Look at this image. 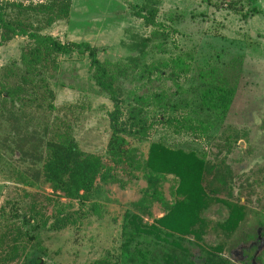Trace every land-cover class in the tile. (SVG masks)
Listing matches in <instances>:
<instances>
[{
	"label": "rangeland",
	"instance_id": "rangeland-1",
	"mask_svg": "<svg viewBox=\"0 0 264 264\" xmlns=\"http://www.w3.org/2000/svg\"><path fill=\"white\" fill-rule=\"evenodd\" d=\"M142 3L70 0L67 19L51 23L28 13L41 34L87 42L100 62L136 59L138 68L119 81L122 110L134 95L158 94L161 100L144 107L148 129L143 139H130L134 158L128 164L112 162L106 152L112 107L93 83L85 54L58 56V69L47 81L52 99H38L21 118L9 103H0V264H122L123 213L155 225L174 200L173 176L157 183L161 199L143 193L141 166L149 142L192 151L206 161V207L197 214L194 234L140 241L137 248L148 249L151 263L201 264L217 256L231 264H264V0H151L155 26L136 15ZM143 38L149 41L141 45ZM28 44L24 36L0 40V69L18 65ZM177 58L186 70L172 66ZM211 68L235 86L221 121L198 108V74ZM56 119L80 151L110 169L111 179L96 180L81 202L52 191L39 176L43 144ZM231 206L239 219L223 228L219 224Z\"/></svg>",
	"mask_w": 264,
	"mask_h": 264
},
{
	"label": "trees",
	"instance_id": "trees-1",
	"mask_svg": "<svg viewBox=\"0 0 264 264\" xmlns=\"http://www.w3.org/2000/svg\"><path fill=\"white\" fill-rule=\"evenodd\" d=\"M150 1L143 0L136 15L147 26H155L156 10ZM69 7L70 0H44L27 6L20 3H11L7 7L0 5V40L24 36L30 41V44L21 49L18 65L12 62L0 69V103H9L15 116L21 118L25 109L38 99H52L47 81L58 69L57 57L73 52L85 54L93 83L106 94L112 107L107 114L109 137L106 152L114 163H131L134 149L130 145V139H143L148 129L144 107L151 99L160 101L161 96L134 95L132 103L122 110L119 81L129 77L138 68L135 58L129 57L124 62H100L96 57V48L87 42H60L50 35L41 34L28 18V13L31 12L41 15L46 20L45 23L65 20ZM148 41L149 38L140 40L141 45ZM172 66L186 70L179 58L172 61ZM198 80L202 84L197 94L199 110L221 121L232 101L235 86L221 76L216 68L200 72ZM49 107L52 109L50 105ZM40 162L41 181L52 191L61 193L64 198L78 202L89 198L96 180L105 183L111 179L108 176L110 169H104L97 156L80 151L67 126L57 119L52 122L50 134L43 144ZM205 162L203 156L192 151L169 148L160 142L148 143L141 166V177L146 184L143 193L161 199L157 183L166 176H173L176 179L174 200L165 213L155 219V225H144L137 216L128 211L123 213L120 233L122 241L118 255L122 264H134V261L153 264L149 260L148 249L137 248L140 241L145 244L148 239L153 242H170L174 236L194 234L192 229L197 223V214L206 207L205 193L201 186ZM239 215L236 206H231L219 225L223 228L235 226ZM161 264L178 262L172 259ZM201 264L231 263L213 256Z\"/></svg>",
	"mask_w": 264,
	"mask_h": 264
}]
</instances>
